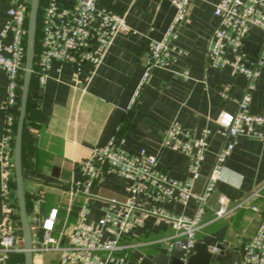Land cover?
Segmentation results:
<instances>
[{"label":"crops","instance_id":"0c3cea01","mask_svg":"<svg viewBox=\"0 0 264 264\" xmlns=\"http://www.w3.org/2000/svg\"><path fill=\"white\" fill-rule=\"evenodd\" d=\"M17 1L25 2L0 0V29L7 10ZM217 2L191 0L185 19L177 27V39L169 46L170 67L149 70L136 97L134 92L148 62L147 44L162 39L173 17L170 0H98L99 7L123 16L134 33L114 38L87 83L84 79L89 67L76 74L73 68L55 60L50 63L49 79L43 88L32 83L22 134L23 191L32 239L51 210H57L56 231L75 223L77 202L70 205L66 191L71 180L78 179L73 173L74 164L86 158L91 147L103 146L114 137L131 153L144 148L156 156L159 167L171 178L181 179L186 172V158L163 147L164 130L175 120L195 136L202 129H209L212 135L201 175L192 187L196 194L203 189L223 143L216 121L221 114H232L237 109L234 101L223 100L219 93L226 88L228 94L237 99L246 86L241 76L230 77L226 69L218 71L206 67V44L216 25L213 9ZM262 43V32L251 29L246 35L243 52L254 58L260 53ZM6 84V76L0 72V105L4 101ZM263 108L264 63L251 93L249 112L258 114ZM4 123L0 111V138ZM93 193L119 202L126 198L124 183L109 177H102ZM213 194L217 195L215 204L227 201L230 212L216 219L213 206L206 203L203 228L195 240L208 245L219 244L228 251L227 256L236 254L234 259H238L244 243L259 224H264V142L245 137L235 141L222 165ZM242 203L244 205L239 207ZM8 204L18 223L14 181ZM2 205L0 192V220ZM99 206V201L92 202V219L100 216ZM194 207L192 201L186 207L164 206L168 212L186 216L193 213ZM172 234L165 224L156 225L154 218H148L142 230L131 239L137 246L128 252L126 263L153 264L158 254L166 255L155 242ZM178 256L177 252L173 255ZM234 259L230 257L224 263L231 264ZM57 262L56 254L32 255V264ZM4 264H23V253H12Z\"/></svg>","mask_w":264,"mask_h":264},{"label":"built area","instance_id":"2783aa9c","mask_svg":"<svg viewBox=\"0 0 264 264\" xmlns=\"http://www.w3.org/2000/svg\"><path fill=\"white\" fill-rule=\"evenodd\" d=\"M190 2L170 0L173 17L162 39L147 44L148 62L134 97L146 82L149 70L170 67L169 46L177 39V27L185 19ZM27 15L25 2L13 3L0 29V72L7 79L4 101L0 105L5 122L0 138V192L3 201L0 264H4L12 253H22L16 245L20 236L19 225L12 217L8 200L14 181V124L24 69ZM213 16L216 25L206 44V67L218 71L226 69L230 77L241 76L246 80V86L237 99L232 98L226 88L219 93L223 100L234 101L237 109L232 114H221L216 121L223 143L205 178L203 189L196 194L192 187L201 175L212 135L209 129L204 128L195 136L175 120L164 130L163 147L186 158V172L181 179L171 178L159 167L156 156L144 148L131 153L114 137L103 146L91 147L88 156L74 164L73 173L78 179L71 180L66 191L70 205L77 202L75 223L56 231L57 210H51L42 219L40 230L32 239V255L56 254L58 264H127L128 252L137 246L131 243L132 237L142 230L148 218H154L156 225L163 223L173 231L172 235L155 243L167 256L177 252L180 261L187 260L196 242L195 236L203 228L206 203L221 177L222 165L235 141L245 137L264 142V108L258 114L249 112L251 93L264 63V0H218ZM251 29H258L263 34L261 51L254 58L243 52L246 35ZM39 33V51L33 62L32 75L38 88H43L49 79L52 60L70 66L76 74L89 67L84 79L87 83L114 38L134 32L128 28L123 16L99 7L98 0H43ZM102 177L124 183V201L103 199L93 193ZM95 200L100 202V216L92 219L91 204ZM191 201L195 207L190 216L174 214L164 208L167 204L186 207ZM251 209L256 211L255 207ZM229 212L227 201L222 200L215 213L216 219L227 216ZM231 264H264L263 223L258 225L242 246L239 258Z\"/></svg>","mask_w":264,"mask_h":264},{"label":"water","instance_id":"95a60500","mask_svg":"<svg viewBox=\"0 0 264 264\" xmlns=\"http://www.w3.org/2000/svg\"><path fill=\"white\" fill-rule=\"evenodd\" d=\"M25 2L28 4V15L25 37L24 69L20 87L18 114L15 123L13 145V176L18 209V225L20 231V236L16 240V245L22 249L23 264H32V233L28 222L23 191L22 134L30 91L32 67L35 57L37 20L40 0H25ZM216 197L217 195L213 194L208 199L207 205L213 206L214 210L217 212L219 209V204H215ZM209 248L217 250L218 252H211ZM227 252L228 251L224 250V248L219 244L208 245L206 243L195 242L192 253L185 262L180 261L177 257L158 254L153 259V264H213L214 262H221V264H225L224 262L230 259V257L232 260L236 256V254L227 256Z\"/></svg>","mask_w":264,"mask_h":264},{"label":"trees","instance_id":"16d2710c","mask_svg":"<svg viewBox=\"0 0 264 264\" xmlns=\"http://www.w3.org/2000/svg\"><path fill=\"white\" fill-rule=\"evenodd\" d=\"M26 3V2H25ZM27 4V3H26ZM43 4V0H40V3H39V13H38V20H37V33H36V43H35V57H34V61L36 59V56H37V53L39 51V38H40V33H39V26H40V7L41 5ZM28 6V4H27ZM26 24H27V18H26ZM25 24V25H26ZM23 74V72H22ZM22 80V79H21ZM35 83L36 80H35V77L32 75L31 77V83H30V88L32 86V83ZM20 87H21V81H20ZM30 92V91H29ZM19 95H20V89H19ZM29 97V96H28ZM28 105V104H27ZM27 109V108H26ZM17 114H18V110L16 111V118H17ZM16 118H15V123H16ZM14 134H15V124H14ZM13 145H14V141H13ZM10 257V256H9Z\"/></svg>","mask_w":264,"mask_h":264}]
</instances>
